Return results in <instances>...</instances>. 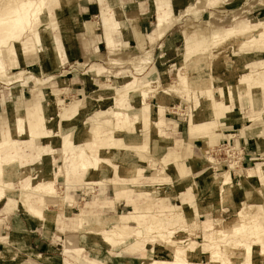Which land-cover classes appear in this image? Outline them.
Masks as SVG:
<instances>
[{"label":"rangeland","instance_id":"374dc122","mask_svg":"<svg viewBox=\"0 0 264 264\" xmlns=\"http://www.w3.org/2000/svg\"><path fill=\"white\" fill-rule=\"evenodd\" d=\"M88 1L100 5L91 43ZM154 3L0 0V264H142L156 247L159 262L189 247L186 264H207L203 248L251 241L230 235L245 202L264 229V0H156L170 39L158 30L144 49L127 21ZM118 110L134 118L117 122ZM231 114L243 124L224 125ZM85 147L97 166L79 157ZM219 217L228 236L216 241Z\"/></svg>","mask_w":264,"mask_h":264},{"label":"bare ground","instance_id":"6f19581e","mask_svg":"<svg viewBox=\"0 0 264 264\" xmlns=\"http://www.w3.org/2000/svg\"><path fill=\"white\" fill-rule=\"evenodd\" d=\"M249 31L250 30L248 29L247 30V33ZM180 79H181V81H180L181 84H179V85L178 84H173V85L172 84H169V85L162 84L163 86H166V87H164L162 89V90H164V93H161L160 99L163 98V97H165L166 95H168L167 99H169V100H170V98L172 99L174 97V95H176V93H177V88L178 87H183V84L185 85L184 81L186 80V76H185L184 73H182ZM119 113H120V118L117 119V122L123 121V118H125L127 116V114H128L127 112H124V111H121V110H118V114ZM81 156H82L81 159H84L85 158V159L88 160V163H90V161H91V163H93V165H95V166L98 165L99 160H100L98 157H96L95 155H93L89 151V149L87 147L82 148V151H81L79 157H81ZM82 163L84 165L87 164V162H82ZM134 165L138 166V163L136 162V163H134ZM234 169H236L235 164H231L229 170H227L225 172V174H224L225 177L223 178L224 180L222 181V184L223 185L224 184H227L229 182L228 181V177H226V176H227L228 173H230ZM223 185L222 186L219 185L217 187V193H216L217 196H216L215 199L212 198V200H211V204L213 203V206H215V207H217L218 205L221 204V201L222 200L220 198L221 197L220 195H221V192L223 191ZM257 190H260V188H257ZM188 192H190V190ZM41 193H43V192H41ZM119 194L120 193H118V195ZM243 204L242 205L240 204L241 208H240V210L237 213V217H238L239 222L241 224L238 225V226H236L233 229V232L230 235L233 236V235H237L238 234V236L241 235V237H243V238H248V239L250 238L251 241H249L248 243H242V240H239L236 237L237 239H233L232 238L229 241V244L215 243L214 245H212V246H214L213 249L203 248V251L206 252L207 256H206V259L205 260L199 261V262H201V263L206 262L207 264H249L250 259H253V260H256V259L257 260H261L260 259L261 256L259 254H258L259 255L258 257H254L256 255V254H253V246L254 245H258L260 247V252L259 253H261L263 255V257H264V241H261V238H260L261 237L260 236L261 234L264 235V229L261 228V226L256 222V220L251 219V216L249 215V212H250V210H252V208H250V205H248L246 202H245L244 205ZM142 208H144V206ZM144 209H148L147 212H149L150 209H151V207H147V208L145 207ZM215 212H216V209L214 210V213ZM118 217H119L118 219L121 220V221H119V223H121L122 221H128L129 218H131V217H137V216H131V214H121V215H118ZM139 217L140 218H143L144 220H146L147 214L140 215ZM212 217H214V216H212ZM220 217H219V219H216V218L213 219L214 220V228H213V230L211 232L213 234V237L216 238V241H217V239L218 240L219 239L222 240L223 238H225L226 236H228V234L222 230V220H221L222 217L221 218ZM177 218H178V216H177ZM193 219H194V217H193ZM175 221H176V224L179 225V227L180 226H183V227L187 226L188 227V224H187L188 222H183V220H181V219H178V220L175 219ZM197 224H198V226L200 225L199 223H197ZM153 228H156V227H153ZM158 230H162V232H163V229H161L160 227H158ZM186 231L188 232L189 230H186ZM110 232H111V230H110ZM112 232H113V234H118L119 233V231H117L115 229H113ZM205 232L206 231H204V233ZM229 237H227V238H229ZM166 239H170V238H166ZM227 241H228V239H227ZM175 242L182 243L181 240H176ZM242 244H244L243 245V248H241V245ZM166 248H168V247H166ZM240 249H242L243 255L245 256V258H243V259L242 258H239L237 255H235V252H234V250H240ZM152 252H153V255L150 254V255H148V256H146L145 258L142 259V264H186L188 261L191 262V263H194V261H192L193 259L191 258V256H189V254L192 253V249H190L189 247H178L177 253H171L170 254V257L173 259V262H169L167 260H162V261L159 262V260L155 258L156 256L158 257L160 255V248H157L156 247L153 251H151V253ZM200 252H202V250ZM251 254H253V255H251ZM38 256H42V255H38ZM261 262L262 263H260V264H264V259Z\"/></svg>","mask_w":264,"mask_h":264},{"label":"crops","instance_id":"0c3cea01","mask_svg":"<svg viewBox=\"0 0 264 264\" xmlns=\"http://www.w3.org/2000/svg\"><path fill=\"white\" fill-rule=\"evenodd\" d=\"M153 6L154 7H152L150 5H147V4H145V5L138 4L133 9V12L135 13L134 17H131L129 22L127 21L128 25L130 24L129 26L131 28V32H132V35H133V38H132V35H130L131 32L126 33L128 39L132 38V42H134L136 45H138L139 47L144 48V49L148 48V46H151L152 43L161 42L162 38L164 40H165V38H169L170 39V35H169V33H167L169 29H168V27H166V25H168V21H166L165 25L161 24V27L163 25L164 26H163V28H161V30L159 29L156 0H155V3H154ZM79 9H80V12H79L80 19L85 24V30L87 28V33L89 35V39H90V43H91L92 39L98 38V34L95 33L94 30L96 31V29H98L99 22L98 21L95 22L94 18L96 17V15L100 11V5H99V3L97 1H94V2H89L88 1L86 3L80 2L79 3ZM158 30H160V32H162L161 37L162 36H164V37L161 38L159 36V34H158L159 31ZM82 32H83V30L78 32V33L80 34ZM121 37H119V38H121ZM114 38H117V37L115 36ZM107 39L104 37V43L107 42ZM129 41H128V43H124V46H125L126 49L127 48L129 49V46H130ZM81 43H82V41H81V38L79 37L78 38V44H79L80 50H83L84 47L82 46ZM101 43H102V41L99 40L98 43H96L94 45L93 44L91 45L93 47L95 53L99 50ZM82 54H83L82 52H79V54L77 56L78 57L83 56ZM73 55H76V54H73ZM97 55L98 54H96L95 57H97ZM107 55H109V57L112 58L113 54H107ZM57 90H58L57 92L60 93V89H57ZM18 102H21V103H24V104H26V103L28 104L29 103V102H26L23 99V96H21V95H19V101ZM124 112L128 113L129 119L134 118V116H131V114L129 115V113H130L129 111H124ZM223 123H224V125H227V126H229V125L230 126H233V125L235 126V125H238L239 123L243 124V120L240 121V119H239V117L237 115L231 114V116L227 117L225 122H223ZM256 135L258 136V134H256ZM135 138L137 140H139L138 136H136ZM186 161L188 162L189 159L186 160ZM189 163H190V161H189ZM192 166H193V163L191 162L188 167L191 168L192 170H195V167L192 168Z\"/></svg>","mask_w":264,"mask_h":264}]
</instances>
